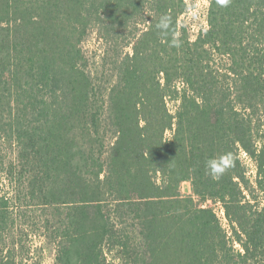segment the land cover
<instances>
[{
  "label": "trees",
  "instance_id": "1",
  "mask_svg": "<svg viewBox=\"0 0 264 264\" xmlns=\"http://www.w3.org/2000/svg\"><path fill=\"white\" fill-rule=\"evenodd\" d=\"M187 4L0 0V264H264V0Z\"/></svg>",
  "mask_w": 264,
  "mask_h": 264
},
{
  "label": "rangeland",
  "instance_id": "2",
  "mask_svg": "<svg viewBox=\"0 0 264 264\" xmlns=\"http://www.w3.org/2000/svg\"><path fill=\"white\" fill-rule=\"evenodd\" d=\"M187 1V11L180 17V23L185 25L189 31L191 39H195L201 30L208 28V9L210 5V0H186ZM84 51L87 53L90 59L91 68L96 67L101 60V56L104 51V43L99 38L96 30L92 31L88 38L83 43ZM169 106L174 109L176 102L169 100ZM244 160L247 162L249 169L251 171V176L255 173V167L251 159L246 155L243 156ZM181 193L183 195H190L193 193V188L191 182L184 181L181 184ZM207 205H212L216 208L218 213L223 217L222 208L219 204L214 205L212 202H207ZM224 222L226 219L223 217ZM44 239L40 236H32L29 240V245H32L33 252H31V257L25 260L24 264H54L55 262V249L52 245L44 243ZM38 248V249H37Z\"/></svg>",
  "mask_w": 264,
  "mask_h": 264
},
{
  "label": "clouds",
  "instance_id": "3",
  "mask_svg": "<svg viewBox=\"0 0 264 264\" xmlns=\"http://www.w3.org/2000/svg\"><path fill=\"white\" fill-rule=\"evenodd\" d=\"M219 2L221 4H226L227 0H219ZM157 28H159L161 30H167L169 28V18L167 16H162L160 23L157 24ZM171 43H172V46L179 47L178 40L173 39L171 41ZM210 169H211L210 174H212V175H216V174H218L221 171V169L218 168V166H217V164L215 162H212L210 164Z\"/></svg>",
  "mask_w": 264,
  "mask_h": 264
}]
</instances>
